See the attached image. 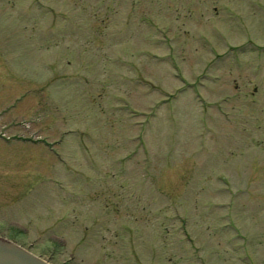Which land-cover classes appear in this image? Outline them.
<instances>
[{
	"label": "rangeland",
	"instance_id": "obj_1",
	"mask_svg": "<svg viewBox=\"0 0 264 264\" xmlns=\"http://www.w3.org/2000/svg\"><path fill=\"white\" fill-rule=\"evenodd\" d=\"M0 237L264 264V0H0Z\"/></svg>",
	"mask_w": 264,
	"mask_h": 264
},
{
	"label": "water",
	"instance_id": "obj_2",
	"mask_svg": "<svg viewBox=\"0 0 264 264\" xmlns=\"http://www.w3.org/2000/svg\"><path fill=\"white\" fill-rule=\"evenodd\" d=\"M0 264H50L9 240L0 238Z\"/></svg>",
	"mask_w": 264,
	"mask_h": 264
},
{
	"label": "flooded vegetation",
	"instance_id": "obj_3",
	"mask_svg": "<svg viewBox=\"0 0 264 264\" xmlns=\"http://www.w3.org/2000/svg\"><path fill=\"white\" fill-rule=\"evenodd\" d=\"M19 228H20V229H22L23 231H24V230H26V229H24V228H21V227H19Z\"/></svg>",
	"mask_w": 264,
	"mask_h": 264
}]
</instances>
